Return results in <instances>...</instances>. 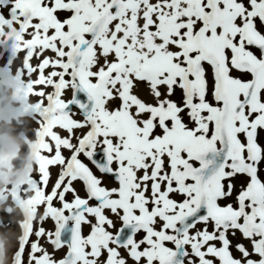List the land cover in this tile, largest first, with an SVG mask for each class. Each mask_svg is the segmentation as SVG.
I'll return each instance as SVG.
<instances>
[{
	"label": "snow or ice",
	"instance_id": "snow-or-ice-1",
	"mask_svg": "<svg viewBox=\"0 0 264 264\" xmlns=\"http://www.w3.org/2000/svg\"><path fill=\"white\" fill-rule=\"evenodd\" d=\"M0 44L36 98L8 264H264V0H0Z\"/></svg>",
	"mask_w": 264,
	"mask_h": 264
},
{
	"label": "rangeland",
	"instance_id": "rangeland-1",
	"mask_svg": "<svg viewBox=\"0 0 264 264\" xmlns=\"http://www.w3.org/2000/svg\"><path fill=\"white\" fill-rule=\"evenodd\" d=\"M205 2H206V0H205ZM0 50H1V53H3V54H6V53H10V49H9V45H5V44H3V46L0 48ZM1 67H2V65H0V69H1ZM15 75H17V74H15ZM21 81H20V84H17V83H14L13 85H14V87H15V90H16V92L17 93H20V91H19V89H20V87H21ZM48 91H50L51 89H47ZM68 95H70V93L68 94ZM33 98V99H32ZM34 99H36L35 97H31V99H30V102L32 101V100H34ZM29 101H28V103H27V105L26 106H23V107H25L26 109H24L23 107L19 110V111H16L14 108H13V111H14V117L16 118V117H19L20 115H22L21 117H23L24 116V114L26 113V115H25V117L27 118V120L29 121L30 120V122H31V119H32V117H29L28 118V116H31V114H28V104L30 103ZM24 112V113H23ZM30 113V112H29ZM31 118V119H30ZM77 118H79V117H77ZM14 119V118H13ZM37 127V125L36 124H33V129H35ZM30 141H32V139L30 138ZM28 149H26V151L23 153V154H21L22 156V158L20 157V155H19V157H18V160L19 161H17L16 162V164H15V166H14V168H9V165H10V163H11V161L10 160H12L11 158L12 157H14V156H11V158L10 157H6V158H3V159H0V175L1 174H3V175H5V176H3V175H1L2 176V178H3V183H2V185L0 184V202H5L7 199L9 200V197H11V200H9V208H11V210H12V212L14 213V211H15V214H13V216H11L10 218L11 219H9L8 221H5V222H7L9 225L10 224H12V225H17L18 226V224H19V222L23 219V217H24V215H25V211H24V207L23 206H21V205H19L18 203H16V196H15V194H14V192L12 191V189L10 188V186H12L13 188L14 187H16V186H19V185H21V184H23V182H24V179H23V181H22V179L20 180V179H16V173H19V172H21V171H23V170H25V169H28V170H33V168H34V163H35V158H34V155H33V149H32V147H27ZM25 154V155H24ZM65 154H67V153H65ZM9 158V159H8ZM21 158V159H20ZM6 159H8V160H6ZM3 160V161H2ZM8 161V162H7ZM21 161V162H20ZM1 162H2V164H4V168L2 169V164H1ZM7 163V164H6ZM18 163V164H17ZM22 163V164H21ZM5 164L6 165H8L7 166V168H8V170H7V168L5 167ZM19 166V165H21V166H19V167H17V166ZM16 167V168H15ZM4 169H6V171L4 170ZM10 169V170H9ZM11 170H14V171H11ZM2 172H5V173H2ZM7 172V173H6ZM31 172L32 171H30V173H29V175H28V177L31 175ZM12 173V174H11ZM14 173V174H13ZM7 174H8V176H7ZM10 174V175H9ZM33 175L35 176L36 175V173H33ZM0 176V177H1ZM10 176V177H9ZM13 177V178H12ZM28 177L26 178V180L28 179ZM8 178V179H7ZM7 179V180H6ZM12 179V180H11ZM25 180V181H26ZM6 181H8V182H6ZM22 181V182H21ZM7 185H6V184ZM10 183V184H9ZM21 183V184H20ZM3 184H5V185H3ZM9 186V187H8ZM3 187V189L1 190V188ZM6 187V190L4 189ZM2 191V192H1ZM7 191V192H6ZM9 191H12V192H10L9 193ZM6 192V193H5ZM11 194V195H10ZM9 195V196H8ZM11 201V202H10ZM11 203V204H10ZM5 209H8V208H5ZM0 210H4V209H2V208H0ZM2 211H0V215H3V217L2 216H0L1 218H0V220L2 219H4V217L6 216H4V214L2 213ZM18 214V217L16 216ZM15 218H16V221H15ZM19 218V219H18ZM14 220V221H13ZM13 222V223H12ZM16 226V227H17ZM46 228H48L49 227V229H51L52 227H53V222L52 221H48L47 222V225H46V223H45V225H44ZM3 227H1V229H2ZM19 232V234L21 233V229L18 227V228H16ZM3 230H0V237H2V235H4V232H2ZM19 236V235H18ZM18 236L16 237H14V236H8L9 238H4V239H2L1 240V238H0V255H1V260L3 261V263L2 264H6V262H7V264H8V261H5L4 262V260L2 259L4 256H6V260H8V256H7V253H8V251H9V248H11L12 247V245L13 244H9L10 246H6V248L4 249V246L6 245V243L7 242H5L7 239L9 240H7L8 242H12V241H14L16 238H18ZM11 237H13L12 239H11V241H10V238ZM2 241V242H1ZM6 250H8V251H6L7 253H6V255H5V251ZM2 251V252H1ZM4 251V252H3ZM217 264H218V262H217Z\"/></svg>",
	"mask_w": 264,
	"mask_h": 264
},
{
	"label": "bare ground",
	"instance_id": "bare-ground-1",
	"mask_svg": "<svg viewBox=\"0 0 264 264\" xmlns=\"http://www.w3.org/2000/svg\"><path fill=\"white\" fill-rule=\"evenodd\" d=\"M3 46V44H0V48ZM9 49H10V53L8 54V53H6V54H3V53H1V50H0V60H2V59H4V57L5 56H7V58H8V60L9 61H11L12 63L11 64H5V65H2V67H1V69H0V89H8L9 91H10V93H12V94H14V96H15V100H14V103H13V108L16 110V111H19L23 106H26L27 105V103H28V100H26V99H23L22 98V96H21V93H17L16 92V90H15V87H14V83H17V84H20V81H18L17 80V75H15V74H17V72L16 71H14V69H15V58L13 57V55H12V52H11V47L9 46ZM23 55H24V53H20L19 54V56H20V58H22L23 57ZM34 63H35V61H34ZM38 87H41V86H38ZM30 99H31V97H30ZM33 99V98H32ZM30 102V101H29ZM24 109H26L25 107H23ZM24 113V112H23ZM27 113V112H26ZM26 113L24 114V116L23 117H21L22 115H20L19 117H16V118H14V119H12V121H11V123H12V125L14 126V135L15 136H18V137H22V138H26V143H24L23 144V146L22 147H20L19 148V151H18V153H13L12 154V156H14L15 158H11L12 160H10L11 161V163H10V165H9V168H14V166H15V164H16V162L17 161H19L18 160V157H19V155H20V157L22 156L21 154H23L25 151H26V149H28L27 147H31V145H32V142L33 141H30V136H31V129L29 128V124H30V120L28 121L27 120V118L25 117V115H26ZM28 114H30L29 112H28ZM29 117H31V116H28V118ZM31 119V118H30ZM32 128H33V124H32ZM25 155V154H24ZM22 158V157H21ZM20 158V159H21ZM9 159V158H8ZM8 159H6V160H8ZM4 160V159H3ZM2 160V161H3ZM8 162V161H7ZM21 162V161H20ZM1 164H2V162H1ZM7 164V163H6ZM18 164V163H17ZM22 164V163H21ZM4 166V164H2V169L4 168L3 167ZM7 166L8 165H6V168H7ZM17 166V165H16ZM19 166H21V165H19ZM19 166H17V167H19ZM16 168V167H15ZM5 171H6V169H4ZM7 170H8V168H7ZM10 170V169H9ZM1 171V170H0ZM11 171H14V170H11ZM1 173V172H0ZM2 173H5V172H2ZM7 173V172H6ZM12 174V173H11ZM14 174V173H13ZM1 175H3V174H1ZM0 175V176H1ZM10 175V174H9ZM3 176H5V175H3ZM7 176H8V174H7ZM2 177V176H1ZM10 177V176H9ZM4 178V177H3ZM13 178V177H12ZM8 179V178H7ZM6 179V180H7ZM12 180V179H11ZM21 180V179H20ZM25 180L26 179H24V182H25ZM22 181H23V179H22ZM21 181V182H22ZM6 182H8V181H6ZM23 182V183H24ZM2 183L3 182H0V184L2 185ZM6 184V183H5ZM5 184H3V185H5ZM8 184V183H7ZM6 184V185H7ZM10 184V183H9ZM21 184V183H20ZM9 187V186H8ZM3 189V187L1 188V190ZM5 190H6V187L4 188ZM2 192V191H1ZM7 192V191H6ZM5 192V193H6ZM10 192H12V191H9V193ZM11 195V194H10ZM9 196V195H8ZM11 202V201H10ZM11 204V203H10ZM0 208H2V209H4V210H6L5 208H9V200L7 199L5 202H0ZM0 211H2V210H0ZM13 214H15V211H14V213ZM0 216H2L3 217V215H0ZM5 216V215H4ZM17 217H18V214L16 215ZM1 218V217H0ZM9 219H11L9 216H5L4 217V219H3V221H8ZM19 219V218H18ZM2 220V219H1ZM14 221V220H13ZM15 221H16V218H15ZM13 223V222H12ZM46 225H47V222H46ZM17 226V225H16ZM15 225H12V224H10V227H6L5 226V228H2L1 229V227H0V230H3L2 232H4V235H2V237H0L1 238V240L2 239H4V238H9L8 236H18L19 235V231L16 229V228H18V226L16 227ZM48 229H49V227H48ZM13 237H11L10 238V241H11V239H12ZM5 240V239H4ZM8 240V239H7ZM5 241V242H7L6 243V245L4 246V249L6 248V246H10L11 244H13V242L15 241H12V242H8V241ZM2 242V241H1ZM10 244V245H9ZM10 249V248H9ZM5 251V250H4ZM3 251V252H4ZM6 251H8V250H6ZM5 251V255H6V252ZM2 252V251H1ZM8 256V255H7ZM0 257H1V255H0ZM3 260H4V262L5 261H8V260H6L7 258H6V256H4L3 258H2ZM3 263V261L1 260V258H0V264H2ZM6 264H7V262H6Z\"/></svg>",
	"mask_w": 264,
	"mask_h": 264
},
{
	"label": "clouds",
	"instance_id": "clouds-1",
	"mask_svg": "<svg viewBox=\"0 0 264 264\" xmlns=\"http://www.w3.org/2000/svg\"><path fill=\"white\" fill-rule=\"evenodd\" d=\"M14 100V94L10 93L8 89H0V159L11 157L13 153H18L19 148L27 142L26 138L13 134L14 126L11 121L15 118L13 111ZM30 171L33 170L25 169L16 173V179H26ZM2 181L3 178L0 177V182Z\"/></svg>",
	"mask_w": 264,
	"mask_h": 264
}]
</instances>
